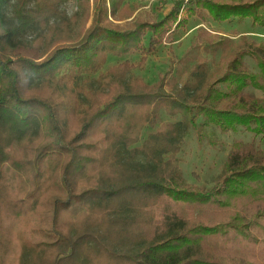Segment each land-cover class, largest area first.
<instances>
[{"label":"trees","instance_id":"1","mask_svg":"<svg viewBox=\"0 0 264 264\" xmlns=\"http://www.w3.org/2000/svg\"><path fill=\"white\" fill-rule=\"evenodd\" d=\"M65 1L0 0V264H264V149L233 141L206 190L177 157L189 127L199 145L216 144L212 127L264 139V98L245 93L264 90V41L201 27L216 69L201 58L153 83L129 76L191 17L264 28V0H178L160 18L130 0H76L75 39ZM132 53L100 89L78 84ZM162 109L179 120L135 146Z\"/></svg>","mask_w":264,"mask_h":264},{"label":"rangeland","instance_id":"2","mask_svg":"<svg viewBox=\"0 0 264 264\" xmlns=\"http://www.w3.org/2000/svg\"><path fill=\"white\" fill-rule=\"evenodd\" d=\"M130 5L135 14L142 13L151 18H160L170 10L173 2L168 0H130ZM77 7L76 0H66L60 7L70 17L68 28L73 39L81 34L84 22L83 10ZM201 27L208 31L221 33L229 37L233 43H236L239 35H245L253 42L264 41V28L253 26L249 19L241 21L233 19L231 22L220 23L210 19L203 22L198 17H191L185 27L170 32L154 51L147 54L145 62L136 66L129 76L139 78L147 83H153L162 74L170 73L168 71L169 67L172 66L177 71V69L185 67L184 65H191L201 58L207 59L210 69H216L220 52L210 54L195 43L197 31ZM34 35V30L29 31L26 40ZM139 56V53L128 54L125 57L108 54L106 63L98 72L80 76L77 82L85 90L100 89L102 86L97 81L99 75L105 74L112 65L124 59L136 63ZM245 65L250 70L257 71L256 64L250 57L245 58ZM171 73L173 74V72ZM183 78L184 75L180 73L179 79ZM245 93L249 96L264 98V90L248 87L245 89ZM168 120L177 121L179 117H170L162 109L155 123L143 128L140 140L135 146H141L148 134L155 132L160 125ZM208 132L214 138L216 144L213 145L205 141L202 145H199L195 128L189 127L183 133V141L177 155L178 168L185 181L204 190L215 184L222 174L224 161L233 141L242 140L244 143H250L254 140L256 147L264 149V139H253V136L246 131L222 133L217 128L212 127L208 129Z\"/></svg>","mask_w":264,"mask_h":264},{"label":"built area","instance_id":"3","mask_svg":"<svg viewBox=\"0 0 264 264\" xmlns=\"http://www.w3.org/2000/svg\"><path fill=\"white\" fill-rule=\"evenodd\" d=\"M168 1H171V2H173V4H174V3L177 2L178 0H168Z\"/></svg>","mask_w":264,"mask_h":264}]
</instances>
